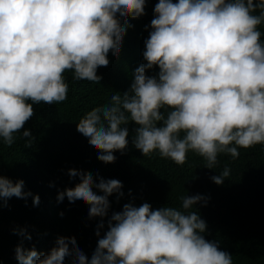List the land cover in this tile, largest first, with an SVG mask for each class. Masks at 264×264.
I'll return each instance as SVG.
<instances>
[{
	"label": "clouds",
	"instance_id": "clouds-1",
	"mask_svg": "<svg viewBox=\"0 0 264 264\" xmlns=\"http://www.w3.org/2000/svg\"><path fill=\"white\" fill-rule=\"evenodd\" d=\"M146 2L0 0V140L14 143V134L34 116L33 105L67 99L65 72L99 83L97 69L108 67L110 52L119 54L126 32L121 22L143 16ZM153 11L142 53L146 63L135 69L129 90L77 123L98 159L114 163L113 153L124 152L130 122L136 125L132 144L144 157L157 152L180 166L190 151L213 169L219 154L235 159L239 149L264 145V0H158ZM155 67L156 75L146 74ZM22 137L31 143L29 130ZM68 174L79 182L57 199L85 203L89 218H101L96 248L89 258L75 238L61 236L48 253L17 246L18 264H233L217 241L205 239L199 212L188 211L203 196L181 197L180 209L125 203L101 237L108 197L123 195L121 182L96 183L91 173L76 169ZM229 175L225 167L212 180L220 185ZM23 188V180L0 175V201L31 195ZM19 235L31 240L24 230Z\"/></svg>",
	"mask_w": 264,
	"mask_h": 264
},
{
	"label": "trees",
	"instance_id": "trees-1",
	"mask_svg": "<svg viewBox=\"0 0 264 264\" xmlns=\"http://www.w3.org/2000/svg\"><path fill=\"white\" fill-rule=\"evenodd\" d=\"M157 2L147 0L143 16L121 22L126 32L119 54L110 52L108 67L97 69L99 83L77 81L71 71L65 72L67 99L56 105H33L35 114L20 133L14 134V143L8 146L0 140V175L13 183L23 180V191L31 193L23 199L0 201V264H18L15 249L19 245L48 253L61 236L75 238L78 247L91 257L101 218H89V205L85 203H70L66 197L58 201L59 192L79 182V177L69 176V169L91 173L96 183L103 178L122 184L119 199L118 193L108 197L110 209L104 218L105 227L100 229L101 237L112 213L122 211L125 203L137 207L148 203L153 210L164 206L180 209L181 197L199 194L205 200L188 211H198L206 222L205 239L217 241L220 250L232 256L233 264H264V145L239 149L235 159L219 154L213 169L204 167L206 161L190 151L180 166L157 152L144 157L132 144L136 125L130 122L127 148L123 153H113L114 163L105 164L77 131V123L87 112L128 91L135 69L146 63L142 53ZM259 30L264 41V25ZM158 71L155 67L146 74L154 76ZM24 130L31 132L30 144L22 137ZM225 167L230 175L217 185L212 177L220 176ZM93 191L103 194L96 188ZM37 195L39 204L34 205ZM20 230L31 240L19 235Z\"/></svg>",
	"mask_w": 264,
	"mask_h": 264
}]
</instances>
